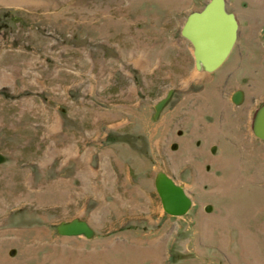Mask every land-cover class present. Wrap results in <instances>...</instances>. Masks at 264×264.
Returning a JSON list of instances; mask_svg holds the SVG:
<instances>
[{
  "label": "rangeland",
  "instance_id": "374dc122",
  "mask_svg": "<svg viewBox=\"0 0 264 264\" xmlns=\"http://www.w3.org/2000/svg\"><path fill=\"white\" fill-rule=\"evenodd\" d=\"M17 1L0 2V264H264V147L241 176L238 147L207 169L223 125L182 31L213 0ZM224 1L240 38L221 89L242 54L264 59V0ZM75 220L93 237L60 233Z\"/></svg>",
  "mask_w": 264,
  "mask_h": 264
},
{
  "label": "flooded vegetation",
  "instance_id": "af4514ba",
  "mask_svg": "<svg viewBox=\"0 0 264 264\" xmlns=\"http://www.w3.org/2000/svg\"><path fill=\"white\" fill-rule=\"evenodd\" d=\"M209 3L206 5V7L209 5ZM228 13L235 14L231 13V11ZM190 18L191 16L188 18V21L183 28L182 34L183 37L190 42L194 51H196L194 44L186 36L187 24ZM236 18L238 19L237 16ZM239 31L240 27L237 32V41L234 44L232 51L230 52L228 57L221 63V65H219L215 70L208 71L204 65L198 64V60L196 58L198 68L200 67L204 72H206V75L203 76L200 82H205L209 85L205 90H200L201 93H199V96L196 97L203 96L207 92H209L210 96L207 100L209 102L208 109L212 112L206 117L209 116L211 122L213 121L212 123L209 122L210 125H215L217 121L219 123L226 122L228 126L232 125V128L230 126L228 128L226 127L228 131L226 132V134H228V140L225 141L230 144L229 146H231V148L233 149L237 147L240 148L243 151V154L251 152L252 155L256 156V154L259 152L258 148L264 147V78L262 68L263 59H259L257 52L249 53L252 55H245L246 57L244 56V54H242L238 66L237 64L236 66H234L237 68L232 70V73L227 74L225 84L222 89L220 88L219 84L220 82H222L223 77H218L216 75V72L220 71V69L231 62V57L235 53L237 46L236 44L238 43V40L240 38ZM252 56L254 57L251 58ZM207 73H209V76L207 75ZM194 82L196 83V81ZM192 97L195 98V96ZM183 135V132L179 130L178 136L182 137ZM199 142V140L196 142L197 146L201 145V143L199 144ZM210 150V155L212 154L210 158H212L211 161L213 162H211V164L207 166V169L208 171L212 170L214 172L215 164L213 157H215V154H217L218 151L215 150L213 146ZM243 158H245L244 155ZM243 158H239L240 163L238 167H235V169L233 170L235 171V174L240 176L243 174V171L247 170L249 166L247 165V161L243 160ZM226 166V170L224 172L217 171V175L219 173H222L221 175L224 176L226 175V173L228 174V171L230 169L229 160L227 161ZM253 169L254 168L251 165L249 167V170L254 171Z\"/></svg>",
  "mask_w": 264,
  "mask_h": 264
},
{
  "label": "water",
  "instance_id": "95a60500",
  "mask_svg": "<svg viewBox=\"0 0 264 264\" xmlns=\"http://www.w3.org/2000/svg\"><path fill=\"white\" fill-rule=\"evenodd\" d=\"M240 22L235 14H229L224 0H213L200 13L189 19L186 36L194 44L198 64L208 71L215 70L228 57L237 41ZM159 110V109H158ZM159 191L166 212L173 216H185L192 207V201L181 186L167 176L161 177ZM64 236H86L92 238L91 226L75 220L60 227Z\"/></svg>",
  "mask_w": 264,
  "mask_h": 264
},
{
  "label": "crops",
  "instance_id": "0c3cea01",
  "mask_svg": "<svg viewBox=\"0 0 264 264\" xmlns=\"http://www.w3.org/2000/svg\"><path fill=\"white\" fill-rule=\"evenodd\" d=\"M263 62V66H262V68H263V78H264V59L262 60ZM195 81V80H194ZM194 81H192V82H194ZM217 123V122H216ZM220 124H222L223 125V127H222V132H221V134H218V133H214V134H211L210 133V135L208 134V136H209V138H210V144H209V146H208V153H209V156H211L210 155V152H211V147L213 146V148H215V150H217L218 152H217V154H215V157H213V159H214V163H215V166L217 165V166H219V168H217V169H215L214 170V172H215V175L217 176V171H220V172H224L225 170H226V164H227V161H228V159H226L227 158V150L229 149H232L231 148V146H229L230 144H228L225 140H228L227 138H226V131H227V128L230 126L231 128H232V125H227L226 124V122H222V123H220ZM227 127V128H226ZM219 129V128H218ZM221 129V128H220ZM215 130H217V128L215 129ZM220 135H225V137L223 138V137H220ZM200 141V140H199ZM201 143V141L199 142V144ZM201 146V145H200ZM199 146V147H200ZM244 155V157L245 156H248V152L247 153H244L243 154ZM243 155H241V158H243ZM264 159V158H263ZM215 176V177H216ZM217 178V177H216Z\"/></svg>",
  "mask_w": 264,
  "mask_h": 264
},
{
  "label": "bare ground",
  "instance_id": "6f19581e",
  "mask_svg": "<svg viewBox=\"0 0 264 264\" xmlns=\"http://www.w3.org/2000/svg\"><path fill=\"white\" fill-rule=\"evenodd\" d=\"M0 2H1L2 4H7V5H12V4H16V3H18L17 0H0ZM55 122H56V121H55ZM57 127H58V124L55 125V123H54L52 126L49 127V129L47 130V133H48L49 135L52 136V134L56 132ZM64 152H65V151H64ZM67 153H68V152H67ZM64 155H66V154H64Z\"/></svg>",
  "mask_w": 264,
  "mask_h": 264
}]
</instances>
